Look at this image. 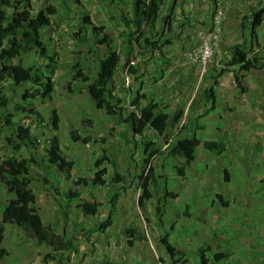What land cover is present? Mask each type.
Returning <instances> with one entry per match:
<instances>
[{"label": "rangeland", "instance_id": "374dc122", "mask_svg": "<svg viewBox=\"0 0 264 264\" xmlns=\"http://www.w3.org/2000/svg\"><path fill=\"white\" fill-rule=\"evenodd\" d=\"M32 2L35 13L47 5L46 0ZM50 2L58 12L52 15L53 24L44 30L43 39L48 56H55V91L45 100L24 99L32 84L14 86L11 80L0 84L10 98L7 109L0 112L12 115L0 123V161L11 155L29 157L30 153L42 158L41 165H33L31 185L39 213L46 223L57 224L79 245L78 252L68 253L69 257L57 264H176L161 242L164 235L184 251V264H202L204 249L208 264H264V110L260 103H251L255 97L248 94L240 98L236 68L227 65L230 48L244 39L242 17L260 1L164 0L157 25L158 36H162L160 47L149 49L136 74L122 56L114 90L120 114H108L88 92L91 80L85 77L94 78L106 48L97 45L92 25H85L84 18L89 16L94 23L104 25L113 36L112 48L123 51L127 33L137 29L124 21V17L133 19V0ZM217 15L221 32L216 43L211 37ZM257 34L259 45H250L247 51L249 56L260 52L264 62V15ZM139 51L135 46V52ZM186 51L192 54L190 59ZM207 51L210 57L204 61ZM46 56L31 53L25 63L45 65ZM259 79L264 86V67L243 72V82L250 87L259 85ZM211 85L217 94L216 107L204 104L205 88ZM138 95L141 105L154 101L168 113L184 109L167 139L152 129L144 136L135 134L121 118L135 109ZM17 104L39 109L44 120L34 123L37 145L14 153L6 138L30 122L27 111L17 110ZM54 110L59 115L58 129L51 123ZM191 123L197 127L202 144L181 175L177 168L186 158L174 146ZM73 130L80 140L72 139ZM55 134L65 156L74 161L72 178H66L48 160L47 149ZM205 140L224 141L225 149L212 153L204 147ZM99 158H105L103 165L108 170L105 184L92 180ZM225 168L230 173L228 181ZM117 174L122 177L118 183L113 180ZM141 175L148 178L152 193L144 207L138 205L143 192ZM79 178H87L88 183L78 184ZM76 191L79 196H71ZM111 192L116 193L114 201L109 200ZM217 193L223 195L226 205ZM11 197L1 183L0 223ZM93 198L105 202L102 211L84 215L81 203ZM136 206L138 225L147 240L134 239L131 245L127 226ZM109 219L111 224H107ZM5 235L3 245L10 254L0 259V264H48L43 257L53 250L47 243L27 237L17 225L8 224Z\"/></svg>", "mask_w": 264, "mask_h": 264}, {"label": "trees", "instance_id": "16d2710c", "mask_svg": "<svg viewBox=\"0 0 264 264\" xmlns=\"http://www.w3.org/2000/svg\"><path fill=\"white\" fill-rule=\"evenodd\" d=\"M47 5L44 9H40L35 13V7L32 0H0V84L6 80H11L14 86L30 83L32 88L26 89L24 99H48L51 98L55 91V81L53 74L56 69L54 63L55 56H48V47L43 39L44 30L50 28L53 24L52 15L58 12V7L46 0ZM253 7L249 14L241 19V30L243 41L233 44L230 48L231 55L227 61V65L236 68L234 72L235 81L239 87L245 91L246 86L243 82V72L251 69H261L264 62L260 52L254 55H248V49L251 45H259L257 27L262 22L264 15V0ZM164 0H133V19L124 17L127 26L134 24L136 31L127 33V41H125L123 51L112 48L113 36L106 31L104 25H98L87 16L84 18L85 25H92V32L97 45L106 48L105 56L100 60L94 78L85 77L90 81L88 92L99 107H102L108 114H120L118 106L119 98L114 92L115 77L119 71L122 56H124L126 64H130L131 72L136 74L140 70V62L151 48H159L162 36L157 30L158 21L163 12L162 4ZM171 21L169 22V25ZM86 30V26L84 27ZM80 29V30H84ZM132 30V29H131ZM134 30V29H133ZM85 36H82L84 38ZM135 46L140 48L139 52H135ZM34 53L37 56H47L48 61L45 65L25 63V57ZM217 95L213 85L205 88L204 103L211 104L215 107L217 103ZM10 102V98L0 85V109L5 108ZM135 109L126 117L121 118L127 122L135 134L144 136L149 130H154L160 137L167 139L172 130L176 128L183 117L184 109L179 107L172 113H168L159 105L150 101L146 105H141L140 95L134 99ZM17 110H24L28 113L30 122L26 126L18 127L13 131L6 140L7 144L12 147L14 153L20 151L24 146H36L37 138L34 135V123H41L44 116L39 109L35 107L24 108L16 105ZM11 113L4 115L0 112V123L3 119H10ZM51 123L55 129L59 128V115L54 110L51 117ZM83 124H90V121H83ZM197 127L192 123L183 133V137L177 139L175 149L186 158V162L177 168L178 173L184 174L185 168L196 157V150L202 144L197 134ZM199 129V127H198ZM73 140L81 139L76 131H71ZM86 140V139H84ZM203 145L212 153H221L226 146L224 141L205 140ZM47 157L51 165L62 172L66 178L73 177L74 161L68 159L63 153L61 139L55 134L50 139V146L47 149ZM105 158H99L95 164L98 170L94 173L92 180L96 184H105L107 168L103 165ZM42 158L34 153H30L29 157L8 156L5 160L0 161V189L1 183L7 186L10 193L13 194L3 212L0 223V259L10 254L7 247L3 245L6 237V225H17L29 238L37 239L40 242L47 243L52 247L53 252L44 255L43 260L48 264H57L58 261L63 262L68 258V253L78 252L79 245L60 230L57 224L46 223L39 213L38 198L31 187L34 176L32 174L33 165H41ZM224 178L230 180V173L227 168L223 170ZM118 183L122 180L120 174L113 178ZM142 194L138 198V205L144 207L146 199L152 196L148 178L141 175ZM78 184L88 183L87 178H79ZM174 196L173 193L168 192ZM71 196H79L76 191ZM217 197L223 202V195L217 193ZM110 201H114L116 193L111 192ZM225 205V201L223 202ZM105 202L93 198L90 201L81 203L84 215H99ZM134 218L127 226L129 234V243L134 244V239L147 240V236L139 228L137 217L139 216L138 207H134ZM158 216L162 218V209L158 208ZM111 224V220L107 221ZM161 242L165 246L168 254L176 264H184L185 253L182 249L176 247L167 236L161 237ZM206 249L201 251L202 264H208L209 260L205 255ZM223 256V254H222Z\"/></svg>", "mask_w": 264, "mask_h": 264}, {"label": "crops", "instance_id": "0c3cea01", "mask_svg": "<svg viewBox=\"0 0 264 264\" xmlns=\"http://www.w3.org/2000/svg\"><path fill=\"white\" fill-rule=\"evenodd\" d=\"M259 82H260L259 85L254 84L253 86L250 87L245 81V83H246L245 85H247L249 87L246 88L245 91H243V90L241 91L242 93H240V98H242V96L244 97L245 95L249 94L250 97L251 96L255 97V100L251 99V103L254 102V104H256V105H259L258 103H260L259 107H262L264 110V86L261 85V79H259ZM215 107H216V105H215ZM249 118L251 119L253 117L251 115H249ZM7 225H6V227H7Z\"/></svg>", "mask_w": 264, "mask_h": 264}, {"label": "built area", "instance_id": "2783aa9c", "mask_svg": "<svg viewBox=\"0 0 264 264\" xmlns=\"http://www.w3.org/2000/svg\"><path fill=\"white\" fill-rule=\"evenodd\" d=\"M217 18H219V15L216 16V25H217V27H216V30L214 31V33H213V35L211 37L213 39V41L216 42V43H217V41H219L220 32H221L220 31V26H219L220 21ZM186 52H187L186 56H188V58L190 59L192 57V54L190 52H188V51H186ZM209 57H210V53L207 51L204 54V56H203V60L207 61L208 59H206V58H209Z\"/></svg>", "mask_w": 264, "mask_h": 264}]
</instances>
